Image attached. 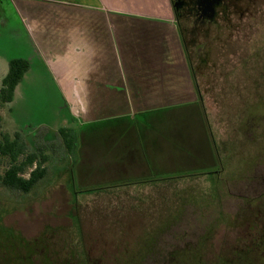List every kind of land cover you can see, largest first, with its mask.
I'll list each match as a JSON object with an SVG mask.
<instances>
[{
	"label": "rangeland",
	"instance_id": "374dc122",
	"mask_svg": "<svg viewBox=\"0 0 264 264\" xmlns=\"http://www.w3.org/2000/svg\"><path fill=\"white\" fill-rule=\"evenodd\" d=\"M4 1V6L0 2V82L12 58L25 60L28 69L13 99L0 104V140L4 135L18 136L23 147L18 161L35 155L42 159L45 172L28 192L0 183V264L4 258L19 264L16 259L23 254H56V248L65 254L70 244L80 251L79 226L108 236L127 233V226L132 229L128 237L135 232L148 241L142 245L137 239L129 251L144 246L145 251L162 256L174 253L177 259L186 243L211 259L225 255L239 238L250 244L259 237L256 230L228 228L227 222H233L234 215L236 222L255 220L253 213L237 211L258 207L264 199L260 198L264 194V150L241 152L247 141H255L250 147L258 146L264 125L260 116V110L264 111V15L249 36L236 38L230 43L232 49L222 52L220 59L213 58L220 68L212 83L200 82L202 102L196 95L193 102L153 106L152 113H158L152 116L153 128L167 122L165 127L177 134L175 140L169 136L166 142L159 139L148 144L149 162H154L145 169L139 158L130 164H115L111 149L116 134L100 136L98 125L103 122L85 123L74 116V110L84 115L90 111L105 114L114 107L108 100L75 101L73 93L62 89L63 76L48 56L44 34L35 32L33 17L22 12L24 5ZM153 54L152 65L157 66L155 50ZM234 75L231 84L226 82ZM202 106L206 117L200 116ZM176 114L181 116L174 122L170 116ZM81 122L84 126L80 127ZM61 127L71 130L67 137L72 142L81 133L82 145L74 143L67 150L58 131ZM37 159L25 168L23 177H28ZM9 162L7 156L0 159V174ZM89 188L99 189L77 192Z\"/></svg>",
	"mask_w": 264,
	"mask_h": 264
},
{
	"label": "crops",
	"instance_id": "0c3cea01",
	"mask_svg": "<svg viewBox=\"0 0 264 264\" xmlns=\"http://www.w3.org/2000/svg\"><path fill=\"white\" fill-rule=\"evenodd\" d=\"M13 1L27 5L22 12L33 17L35 32L44 34L48 56L63 76L62 89L73 93L75 101L112 102V113L90 111L84 115L74 110V116L84 122H103L98 127L118 124L145 116L153 106L196 100L169 0H126V4L120 0ZM154 50L157 66L152 65ZM77 135L75 143L82 145L81 135ZM149 137L145 133L140 143L137 138L129 143L116 135L113 162L130 164L144 157L145 165L143 142L149 151Z\"/></svg>",
	"mask_w": 264,
	"mask_h": 264
},
{
	"label": "flooded vegetation",
	"instance_id": "af4514ba",
	"mask_svg": "<svg viewBox=\"0 0 264 264\" xmlns=\"http://www.w3.org/2000/svg\"><path fill=\"white\" fill-rule=\"evenodd\" d=\"M0 2L1 5H5L4 0H0ZM169 4L177 24L180 41L185 53L189 74L193 80L196 95L202 102L200 82L212 83L216 76V68H220L217 66L220 62L213 61V58L220 59L223 56L222 52L232 49L231 46L233 45L230 44L231 42L233 43L234 40L236 41V38L249 36L255 26L260 25V17L264 15V0H169ZM197 73L199 75H197ZM246 77L248 78V76ZM246 77L243 79L242 76L241 78L245 80ZM233 78H236V76L227 77L225 80L231 84L230 82ZM154 113L155 112L152 113V111H149L147 113L148 115L146 114L147 116L137 115L136 117L125 119L118 124L98 127V132L101 136L104 133L113 131L117 137L120 139L123 137L124 140L126 142L129 141V143L130 140L135 138H137L140 143L145 133H147L146 131L150 128L154 131L153 133H149L150 142L154 140L157 142L159 139L164 141L163 139L165 137H173L177 134L173 133L174 131L177 132V130H170L165 127L167 122L164 124L163 129H154L152 122ZM260 113L262 120L264 111L260 110ZM155 114L157 115L158 113ZM206 114L207 112L204 106H202V113L200 116L206 117ZM180 116L181 115L176 114L170 116V118L173 119L174 122H177ZM168 121L170 120L168 119ZM203 121L205 124L206 120L203 119ZM83 123L84 122H81L79 126H84ZM206 126L205 124V129ZM207 128L212 135L210 126H207ZM78 131L80 132V130ZM208 133L209 132L206 130L207 135ZM80 135V140L82 141V134L80 133ZM247 142L248 145L243 146L244 150L241 151L246 153V155L248 154L247 151L253 148H260L261 151L264 150V125L260 129V141L256 143L258 146L250 147L255 142L253 140ZM213 146L217 149L215 143H213ZM143 150L145 151L146 164L144 165V157H140L139 160L141 162L140 164L145 166L144 168H147L148 165L152 166L154 161L152 163L151 161L149 162L150 156L145 149L144 142ZM132 152L133 150H131V153ZM259 161L261 164V159ZM210 172L215 173V171ZM260 198H264V194ZM260 205H258V207L251 206L250 210L245 206L237 211H248L249 214L253 213L255 220H242L241 222H236L237 215H234L233 222H227L228 228L239 226L242 230H256L258 232L257 236L259 237H256L255 241L251 240L250 244L248 241V243L244 244L245 239L239 238V241L237 240L239 243L230 246L225 255H215V257L211 259L207 257V254V256L201 254L197 251V248L194 249V247H192L194 245L188 243H186L187 246L182 248L184 250L182 252L183 254L178 251L181 259H177L174 253L171 255L169 253L170 256H162L156 251H145L146 248L144 249V246L131 252L128 246L132 244V242H137V239H139L142 245H146L148 241L144 237L140 238L138 235L135 236V232L131 238L128 237V235H132V229L130 227L129 230L126 226L125 232L127 233H123L122 235L118 233L117 236L114 234L109 235L111 236L109 237L108 234L106 235V232L96 234L92 231L90 233L89 230H82L83 228L79 226V242L78 240L77 242L80 246V251L73 250V245L70 244L71 247L68 249L69 252L65 254H59L60 250L56 248L54 249L57 251L56 254H23L22 257L16 260L19 264H118V260H123V264H252L251 261H259L260 264H264V199H262ZM117 228L121 229L124 227ZM204 239H206V237H204L203 240ZM202 244L203 243L199 241L198 247H202ZM11 260L12 259L4 258L1 263L10 264Z\"/></svg>",
	"mask_w": 264,
	"mask_h": 264
},
{
	"label": "trees",
	"instance_id": "16d2710c",
	"mask_svg": "<svg viewBox=\"0 0 264 264\" xmlns=\"http://www.w3.org/2000/svg\"><path fill=\"white\" fill-rule=\"evenodd\" d=\"M27 69V62L21 58H12L8 61L7 71L0 82V104L8 103L13 99L15 87ZM58 131L62 136L65 148L71 150V148L75 146V139L72 142V140L67 137L71 130L69 128L61 127ZM17 137L18 136H14L10 139L4 135L0 140V159L3 156H7L10 160L7 168L0 174V183L9 188L28 192L32 186L43 177L45 168L42 166V159L38 160L35 155L29 157L26 156L23 161H18V157L22 153L23 147ZM36 159L37 163L35 164V167L29 171L28 177H23L22 172L27 166H31ZM98 189L99 188H89L78 190L77 192H88Z\"/></svg>",
	"mask_w": 264,
	"mask_h": 264
}]
</instances>
